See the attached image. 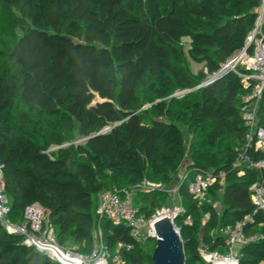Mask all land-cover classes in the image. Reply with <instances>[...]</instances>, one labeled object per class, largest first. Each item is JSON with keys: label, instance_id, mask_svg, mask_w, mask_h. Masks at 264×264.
<instances>
[{"label": "trees", "instance_id": "trees-1", "mask_svg": "<svg viewBox=\"0 0 264 264\" xmlns=\"http://www.w3.org/2000/svg\"><path fill=\"white\" fill-rule=\"evenodd\" d=\"M261 4L0 0V21L11 36L10 46L0 49V164L10 219L23 223L25 207L39 202L60 244L76 242L88 249H74L91 254L101 227L111 257L119 254L121 264H152L157 239H138L127 224L100 217L98 194L117 187L150 218L164 206L163 192L130 188L145 180H171L186 154L187 127L191 159L179 192L190 208L175 218L186 264H207L199 251V219L194 226L187 222L202 208L209 214L203 236L209 250L226 251L221 228L252 216L244 230L262 237L242 247L239 264L264 262V211H256L250 191L264 171L249 164L264 155L247 145L243 115L258 80L250 78L246 86L230 70L200 85L236 52L247 47L254 53L248 37ZM186 37L190 44L183 51L179 43ZM184 53L197 61L205 56L207 71H184ZM187 88L192 91L174 95ZM257 116L264 126V91ZM75 131L81 141H74ZM236 161L240 164L233 166ZM211 169L226 171V182L217 180L206 194L216 200L225 185L221 214L189 189L196 172ZM0 264L59 263L0 222Z\"/></svg>", "mask_w": 264, "mask_h": 264}, {"label": "built area", "instance_id": "built-area-1", "mask_svg": "<svg viewBox=\"0 0 264 264\" xmlns=\"http://www.w3.org/2000/svg\"><path fill=\"white\" fill-rule=\"evenodd\" d=\"M258 19L254 30L248 37V43L254 42V53L249 55L247 47L242 49L240 54L229 62L223 64L222 68L214 75H210L200 85H207L224 73L232 70L238 73L245 81V85H249V79L258 80L251 96L246 99L247 102L243 107V115L245 125L247 127L246 140L247 145L254 144L255 147L263 152L264 155V126L258 123L257 104L264 91V34L262 25L264 21V0L258 10ZM251 57L246 72L238 68V63L242 59ZM239 161L234 162L233 166H238ZM250 167L264 171V156L258 160L249 159ZM188 174V173H187ZM186 174V176H187ZM226 182V171H215L214 169L207 171H198L189 183V189L194 197L202 200L206 197L208 189L217 181ZM145 180L141 184L144 192L161 190L159 187L147 185ZM253 202L257 210L264 211V177L258 179L250 186ZM121 190L117 187L100 192L98 194L97 212L100 217H108L115 223H125L132 229V234L141 239L151 236L154 233V220L161 215L165 209L158 210L150 218L140 213L139 208L134 205L130 194L126 198H122ZM183 208L176 207L172 211L175 217L183 211ZM12 212V203L9 196L5 192L4 175L2 164H0V222L5 225L8 231L16 232L24 236V243L35 246L39 251L47 254L52 260L59 264H109L111 253L107 249L102 239V229L98 228L97 245L91 254H84L80 251L64 246L57 240L55 230L51 225L48 213L45 207L34 202L24 209V222H11L8 218ZM209 217V215H208ZM252 221V216H247L245 220L238 221L235 224H229L221 228V234L226 238V251L209 250L199 248L200 254L207 264H239L243 256L242 247L259 240L262 236L258 234L248 235L244 230L247 221ZM187 222H191V218H187ZM236 244H240V249L236 250ZM115 262L122 260L119 254L113 255Z\"/></svg>", "mask_w": 264, "mask_h": 264}, {"label": "rangeland", "instance_id": "rangeland-1", "mask_svg": "<svg viewBox=\"0 0 264 264\" xmlns=\"http://www.w3.org/2000/svg\"><path fill=\"white\" fill-rule=\"evenodd\" d=\"M19 33H21V32H19ZM10 43H11V36H10L9 32L7 31L6 27L4 26V24L0 21V49L8 48L10 46ZM189 44H190V40H189V38L186 37L183 39V41L181 43H179V46L182 50L184 48L187 50ZM241 51L236 52L229 59L222 62L221 68H222L223 64L229 62L231 59L238 56ZM204 57L205 56H201V59L199 61H197L196 59H194V57H191L188 54L184 53L182 55V61L180 63V66L182 67V69L184 71H186L187 73H189L191 75L194 73H198L200 70L207 71V67H206ZM246 57H247L246 59H242L238 63L239 69H246L249 66V61L251 60V57H248V56H246ZM190 90H191L190 88L180 89V90H177L174 93V95L182 96V94L190 92ZM246 99H247V97H246ZM183 130H184V134H185L186 154L184 155V157L180 161V167H179L178 172L171 175L170 181H166L164 179H153V180L151 179V180H147L148 182L146 183L147 185H151V186L155 185V186L159 187L161 189L160 191L163 192V194L165 196L164 206L159 210H162V209L174 210L176 207L183 208V209H185V208L189 209L190 208L189 200L184 199L180 195V192H179V185L186 179V174L189 171V163H190V159H191L190 158V152H191L190 140L193 138L192 134L189 132V129L187 127H183ZM73 136H74V141H81L83 139V137L80 136L79 131H75L73 133ZM141 185H143V184L140 183L137 185V187L130 188V189H131V191H136V192H140V193L144 192L141 188ZM224 196H225V185L219 190L218 196L216 197V200H214L212 198V196H210V197L207 196L206 198H203L202 200H200V202L205 201V200L211 201L214 204V207L219 212V214H221L225 208ZM139 203L141 204L142 202H139ZM208 215L209 214L202 208L200 211H198L197 213H194L191 216V218H192L191 221H192L193 226L195 225V218L199 219V226L196 227V230H197L199 238H200V247L199 248H202V249H205L207 247L206 244L203 242V236L205 233L204 225H205L206 219L208 218ZM8 219L11 222H13L10 219V216ZM97 240H98V229H97V231L94 232L93 243L95 246L97 245ZM68 246L71 248H76V249H80L83 251H86L88 249L87 246L79 245L76 242H71L70 244H68ZM240 246H241L240 244H236L235 249L236 250L240 249ZM149 247H150V249H152L153 245L149 244ZM113 260H114L113 257L109 258V261L111 264H121L120 262H114ZM260 264H264V262H262Z\"/></svg>", "mask_w": 264, "mask_h": 264}, {"label": "water", "instance_id": "water-1", "mask_svg": "<svg viewBox=\"0 0 264 264\" xmlns=\"http://www.w3.org/2000/svg\"><path fill=\"white\" fill-rule=\"evenodd\" d=\"M151 236L157 239L152 264H186L184 241L176 226L175 215L158 216Z\"/></svg>", "mask_w": 264, "mask_h": 264}, {"label": "bare ground", "instance_id": "bare-ground-1", "mask_svg": "<svg viewBox=\"0 0 264 264\" xmlns=\"http://www.w3.org/2000/svg\"><path fill=\"white\" fill-rule=\"evenodd\" d=\"M165 214H168V215H174V213L172 212V211H169V210H167V209H165V210H163L162 212H161V216L162 215H165ZM101 264H104V262H102Z\"/></svg>", "mask_w": 264, "mask_h": 264}]
</instances>
